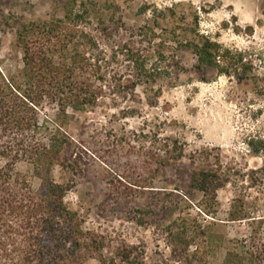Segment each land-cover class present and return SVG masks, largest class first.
I'll return each mask as SVG.
<instances>
[{"label":"rangeland","instance_id":"374dc122","mask_svg":"<svg viewBox=\"0 0 264 264\" xmlns=\"http://www.w3.org/2000/svg\"><path fill=\"white\" fill-rule=\"evenodd\" d=\"M65 7L89 10L108 57L131 49L166 58H151L147 68L159 72L133 89L119 54L98 106L67 111L58 164L14 167L35 192L45 179L68 190L66 207L97 247L84 264L124 251L143 264H221L229 241L252 229L264 236V0H0L1 69L22 68L12 48L21 24L62 18ZM195 17L200 35L230 51L229 74H197L195 56L175 49L193 36ZM57 113L43 106L38 119L51 126ZM182 225L195 241L186 254L170 246Z\"/></svg>","mask_w":264,"mask_h":264},{"label":"trees","instance_id":"16d2710c","mask_svg":"<svg viewBox=\"0 0 264 264\" xmlns=\"http://www.w3.org/2000/svg\"><path fill=\"white\" fill-rule=\"evenodd\" d=\"M196 20L193 36L178 42L175 49L183 48L195 56L197 74H229L230 51L200 35ZM90 21L88 9L65 7L62 18L21 24L12 48L21 51L22 68L12 72L0 67V160L5 161L0 168V264H84L97 248L82 231L78 214L66 207L68 190L45 179L43 188L35 192L24 178L14 175L20 162L35 169H52L58 164L69 148L63 129L67 111L82 113L98 106L104 98L110 65L119 54H125L131 66L132 80L126 84L133 89L166 60L160 50L152 56L126 49L108 57L100 39L90 31ZM151 58L153 65L157 64L153 72L147 68ZM237 59L241 62L243 58L237 55ZM170 64L176 63L172 59ZM43 106L57 108L51 126L38 119ZM199 184L195 189L206 193L205 183ZM170 236V246L183 254L195 246L184 225ZM229 245L221 264H264V236L256 229L248 240H231ZM195 248L192 259L199 254ZM207 255L202 252L201 258ZM116 260L118 264H143L126 251L101 263Z\"/></svg>","mask_w":264,"mask_h":264}]
</instances>
